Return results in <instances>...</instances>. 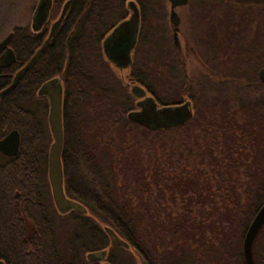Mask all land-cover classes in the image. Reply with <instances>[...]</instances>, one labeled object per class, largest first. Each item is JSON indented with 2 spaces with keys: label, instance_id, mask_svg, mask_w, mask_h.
I'll return each instance as SVG.
<instances>
[{
  "label": "trees",
  "instance_id": "trees-1",
  "mask_svg": "<svg viewBox=\"0 0 264 264\" xmlns=\"http://www.w3.org/2000/svg\"><path fill=\"white\" fill-rule=\"evenodd\" d=\"M125 1L76 0L74 6L80 12L81 3L87 2L88 8L86 16L72 22L71 69L65 74L62 158L67 189L88 205L86 217L101 224L103 244L109 241L104 227L110 226L133 245L141 264H247L245 234L264 204V82L258 76L264 67V39L245 43L236 38L243 26L230 23L233 35L226 42L212 39L206 44L209 74L190 80L176 48H164L159 40L158 23L167 16L165 1L135 0L141 26L131 76L161 104L181 102L185 93L193 103V116L169 129L131 121L127 113L134 95L121 79L111 87L113 72L102 59L103 82L95 75L101 86L91 92L103 100L90 115L91 105H86L84 117L82 104L71 100L84 97L92 86L85 87L90 79L78 65L86 52L98 49L102 32L127 16ZM231 1L242 5L241 0ZM222 50L232 60L224 68ZM231 84L256 96L233 103L220 88ZM85 125L89 132L84 138ZM71 182L77 191H71ZM79 222L84 228L93 225ZM39 248L53 252L55 264H64L57 237L54 246ZM254 255L262 264L255 250Z\"/></svg>",
  "mask_w": 264,
  "mask_h": 264
},
{
  "label": "flooded vegetation",
  "instance_id": "flooded-vegetation-1",
  "mask_svg": "<svg viewBox=\"0 0 264 264\" xmlns=\"http://www.w3.org/2000/svg\"><path fill=\"white\" fill-rule=\"evenodd\" d=\"M168 2L170 3L169 0ZM228 2L233 3L231 0ZM241 2L242 5L239 7L244 18H241L242 25L240 24V26H243L244 38L248 25L255 23L257 32L255 33L256 37L253 38L264 39V0H241ZM189 3L190 0L184 5ZM75 4L76 0H0V93L6 90L0 97V141L12 131H18L20 137L16 153L10 154L0 148V264H34V262L35 264H55L53 252L51 253L49 250L47 254L45 251L39 252V247L42 245L44 249L46 247L49 249L55 245L57 217L63 221L62 224L65 227L73 226L75 229L70 238L71 243H68H73L79 251L82 247L85 249L79 252V256L87 264H105L106 262L119 264L117 253L129 254L127 251L134 248L131 243L130 248L112 245L110 237L104 245L102 241L103 228L100 223L95 224L97 219L93 216L88 219L86 214L77 210L60 214L57 211L52 192L48 162L52 143L49 125L51 105L49 95L42 93L41 89L50 80L58 78L64 90L63 103L66 100L65 80L67 78H65V74L68 71L69 76L71 69L69 62L71 60L72 22H78L82 15L86 16L88 8L87 2L81 3L82 9L78 12L74 8ZM130 4L131 0L125 1L127 16L113 23L105 34L102 32L97 45L98 49L86 52L83 55L82 63L78 65L83 75L90 79V83L85 87L92 86L90 91L88 87L84 97H74L71 100L72 103L82 104L79 109L84 117L88 115L86 105H91L90 115L93 112L94 104L103 100L94 97L91 92L93 88L97 89L98 85L101 86L98 81L103 82L102 59L108 61L109 67L106 68H110L113 72V77L109 78V82H112L111 87L114 86V81L118 85L119 79H121L124 87H127L133 94L132 88L138 84L131 73L134 68L139 36L137 44L131 52V62L127 67H117L110 62L104 46L105 38L113 29L130 17L132 13ZM78 15L80 16L78 17ZM227 27L230 28V26ZM180 32L181 23L178 35ZM171 34L174 39L172 24ZM216 34L217 32L213 33V35ZM218 34L224 35L225 38L233 35L225 32ZM176 51L182 60L181 48L176 47ZM182 62L186 67V63ZM125 69L128 72L123 74L122 70ZM57 70L61 72L56 73ZM21 71H23L22 74L15 80ZM95 75H99L101 78L97 81ZM75 76H78V72L75 73ZM94 79L97 81L96 85ZM260 81L264 82L261 79ZM141 87L146 89L144 86ZM100 89L102 88L100 87ZM184 94L183 100L174 105L190 101L193 109L192 101ZM131 100L133 108L128 111L127 116L129 112L140 109L138 103L143 98L134 95ZM163 105L167 104L159 103V106ZM88 132L89 128L85 125L81 132L84 138ZM46 133L51 136V142L42 148L40 143ZM76 149L77 147L73 151ZM33 156L35 159L32 158ZM74 164V161L70 162V170L76 175ZM70 189L73 192L77 191L72 182ZM65 190L70 199L81 202V198L68 191L67 182ZM86 206L88 207V205ZM88 210L90 213L89 207ZM91 212L95 214L93 211ZM81 219L90 221L93 225L84 228L79 222ZM86 237L90 240H86ZM51 238H53V242H49ZM69 250L70 254L60 251L64 264H78L77 255H73L71 249ZM101 250H107L104 259L98 260L90 257V254ZM36 259H40L41 262Z\"/></svg>",
  "mask_w": 264,
  "mask_h": 264
},
{
  "label": "water",
  "instance_id": "water-1",
  "mask_svg": "<svg viewBox=\"0 0 264 264\" xmlns=\"http://www.w3.org/2000/svg\"><path fill=\"white\" fill-rule=\"evenodd\" d=\"M171 3L170 21L173 25L174 40L177 47L181 48L178 38L181 18L176 8L188 3V0H169ZM131 15L119 23L113 31L105 38V53L110 62L117 67H127L131 62V52L137 44L141 14L135 0H131ZM19 72L15 78L22 74ZM260 79L264 81V68L260 70ZM6 90L0 93L1 95ZM42 93L50 97L49 125L52 133V143L49 149V179L52 187L57 211L65 214L71 210H77L82 214L88 213V208L81 202L70 199L65 190V174L63 164V150L65 141L64 120H63V99L64 90L58 78L50 80L41 89ZM135 96L143 98L138 103L139 110L129 112L128 118L150 129H169L185 124L193 116L191 102L178 105L159 106L156 98L147 92L146 89L136 84L132 88ZM20 137L18 131H12L0 141V148L10 154L18 151ZM11 149V150H10ZM264 228V204L252 220L244 238L243 254L247 264H258L254 255L255 241ZM110 237L112 245L130 248V243L122 238L112 227H104ZM107 250H101L90 254L93 259L102 260ZM110 264V263H105Z\"/></svg>",
  "mask_w": 264,
  "mask_h": 264
},
{
  "label": "rangeland",
  "instance_id": "rangeland-1",
  "mask_svg": "<svg viewBox=\"0 0 264 264\" xmlns=\"http://www.w3.org/2000/svg\"><path fill=\"white\" fill-rule=\"evenodd\" d=\"M162 1L163 2L165 1L167 19L164 18V20L158 23L162 27V28L160 27L161 31L159 34V37H160L159 40L162 43L161 42L159 43H161L164 48H168L171 46L174 50V48H176L177 46L171 34V23H170V18H169L170 17V3L168 2V0H162ZM227 1L225 0H190V3L188 5H184V6L177 8V12L181 17V32L179 33L178 38L181 44L182 61L186 63L185 64L186 67L184 66V64H183V67H184L185 72L188 75V78H190V80H193V79L198 80V78L200 79L202 75L209 74L208 68L206 65V62H207L206 60L207 55L205 52V50H207L206 44L211 45L212 39H217L216 41L221 39L219 41H223L229 38V37L225 38L224 35L218 34L219 32H225V33L232 34L231 28L227 27L229 23L236 22L242 25L241 18H244V14H242L241 8L239 7V5L237 4L235 5L230 2L227 3ZM247 29L248 30L245 31L246 32L245 38H244L243 33H241L236 38H240L239 40L241 41L246 40L245 43L247 42L249 43V41H253L252 39H255L253 37H256L255 33L257 32L255 23L253 25H248ZM214 32H217V34L213 35ZM224 42H226V40ZM144 47L148 48V45L147 44L143 45L142 48ZM219 56L222 59V65H223L222 68H224V66L231 63L230 61H232L230 58H228L229 56L226 57L224 50H222ZM127 72H128L127 69L122 70L123 74H126ZM240 84L246 86L245 82L240 83ZM220 88L221 89L225 88L223 90H225L226 96L231 98L233 103H237L241 98H249V96L250 98H254L256 96V95L254 96V94H250L249 96L245 95L243 91H239V89L234 87L232 84L226 87L220 86ZM217 90L219 89L216 88L215 93ZM208 91L209 90H207V93H206L207 95H208ZM211 93L214 94V92L210 91L209 94L211 95ZM50 142H51V136L46 133L41 140V143H40L41 147L43 148L45 144L46 145L50 144ZM62 223L63 221H61V219L57 217L56 237H57L58 245H59V248L61 249V252L65 253L66 251L69 253L70 251L69 249H71L72 254L77 255L78 264H87L83 260V258L79 256V252L85 249L82 247L79 251V249L77 250V248L73 245V243L70 244L71 243L70 238L72 237V233L75 231V229L73 228V226L65 227V225ZM85 239L90 240V238L88 237H86ZM214 242L216 246H219L221 243V240L216 239ZM254 250L259 258L260 263L264 264V229L261 232L256 244L254 245ZM127 252L129 254L123 253V252L117 253L119 261H120L119 264H125L127 262H129L130 264L131 263L141 264V258L134 248L129 249V251Z\"/></svg>",
  "mask_w": 264,
  "mask_h": 264
}]
</instances>
